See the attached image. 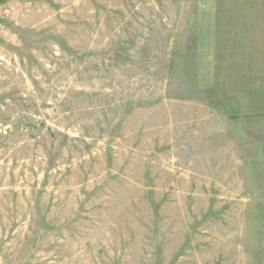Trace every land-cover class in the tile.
<instances>
[{"label":"rangeland","instance_id":"obj_1","mask_svg":"<svg viewBox=\"0 0 264 264\" xmlns=\"http://www.w3.org/2000/svg\"><path fill=\"white\" fill-rule=\"evenodd\" d=\"M198 2L0 1V264H264L245 129L199 86L255 15Z\"/></svg>","mask_w":264,"mask_h":264},{"label":"crops","instance_id":"obj_2","mask_svg":"<svg viewBox=\"0 0 264 264\" xmlns=\"http://www.w3.org/2000/svg\"><path fill=\"white\" fill-rule=\"evenodd\" d=\"M198 1L200 8H205L202 12L242 14L249 24L253 22L251 15H255L256 41H213L212 47L208 45V52L211 48L215 56L214 76L207 81L199 75V86L218 94L227 120L243 125L245 135H240L239 149L246 169L241 174L256 184L253 189L264 190V186H259L264 184V0ZM204 44L201 46L206 50Z\"/></svg>","mask_w":264,"mask_h":264},{"label":"water","instance_id":"obj_3","mask_svg":"<svg viewBox=\"0 0 264 264\" xmlns=\"http://www.w3.org/2000/svg\"><path fill=\"white\" fill-rule=\"evenodd\" d=\"M1 1V0H0Z\"/></svg>","mask_w":264,"mask_h":264}]
</instances>
